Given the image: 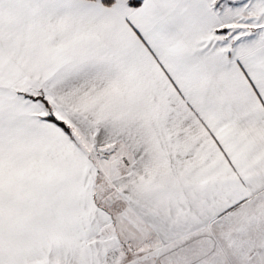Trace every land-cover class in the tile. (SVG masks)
I'll return each mask as SVG.
<instances>
[{
	"label": "snow or ice",
	"instance_id": "obj_1",
	"mask_svg": "<svg viewBox=\"0 0 264 264\" xmlns=\"http://www.w3.org/2000/svg\"><path fill=\"white\" fill-rule=\"evenodd\" d=\"M0 264H264V0H0Z\"/></svg>",
	"mask_w": 264,
	"mask_h": 264
}]
</instances>
